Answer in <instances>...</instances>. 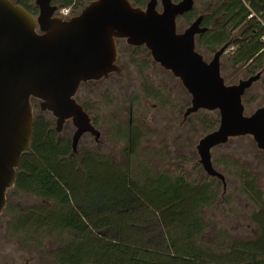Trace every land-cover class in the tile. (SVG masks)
I'll use <instances>...</instances> for the list:
<instances>
[{
    "label": "trees",
    "instance_id": "trees-1",
    "mask_svg": "<svg viewBox=\"0 0 264 264\" xmlns=\"http://www.w3.org/2000/svg\"><path fill=\"white\" fill-rule=\"evenodd\" d=\"M13 1L38 14L35 0ZM91 1L52 3L59 9H79V14ZM130 1L145 7L149 0ZM200 15L207 29L197 36L196 48L203 56L205 49L214 54L230 43L221 57L225 82L261 73L256 83L264 87V0H195L194 8L177 22L190 25ZM132 48L130 54L126 48L118 49V61L126 58L141 71L145 97L162 108L172 106L164 87L146 76L150 51L145 46ZM248 93L247 89L243 95L245 109ZM204 112L200 127L206 135L217 129L220 114ZM143 133L133 121L115 124L114 135L126 144L123 162L92 150L79 155L71 139L59 136L51 117L35 114L32 147L23 154L4 210L12 215L8 227L21 238V245L42 251L44 264H264V191L250 165L238 169L236 161H224L240 174L241 194L257 207L246 215L257 226L256 237L233 240L219 230L209 234L206 210L220 200L221 184L212 176L188 180L156 169L140 157ZM24 196L36 200L26 206L10 202ZM49 244L51 248L45 249Z\"/></svg>",
    "mask_w": 264,
    "mask_h": 264
},
{
    "label": "water",
    "instance_id": "water-1",
    "mask_svg": "<svg viewBox=\"0 0 264 264\" xmlns=\"http://www.w3.org/2000/svg\"><path fill=\"white\" fill-rule=\"evenodd\" d=\"M35 3L37 15L13 0H0V214L16 184L23 154L32 147V99L40 100L41 109L56 118L57 132L72 121L74 150L86 133L99 138L100 131L76 94L82 83L121 72L118 39L145 46L155 62L181 80L191 95L185 117L199 110L219 112V126L197 145L208 175L220 178L225 186L211 150L231 138L250 135L264 150V106L246 114L243 103V95L261 73L227 84L221 57L229 42L205 60L196 48L197 36L207 29L201 25L203 15L184 31L178 29V17L191 11L195 0H149L145 7L130 0H92L70 18L58 15L52 0Z\"/></svg>",
    "mask_w": 264,
    "mask_h": 264
},
{
    "label": "rangeland",
    "instance_id": "rangeland-1",
    "mask_svg": "<svg viewBox=\"0 0 264 264\" xmlns=\"http://www.w3.org/2000/svg\"><path fill=\"white\" fill-rule=\"evenodd\" d=\"M71 8L69 17L79 10ZM178 26L180 31H184L189 25L178 23ZM127 46L130 45L120 41L117 47L120 52V49L126 48L127 54H130L134 46L130 48ZM203 54L207 61L214 56L207 49L203 50ZM150 60V66L145 71L146 76L157 82L158 87H164L163 93L171 96L172 106L162 108L158 101L145 97L141 89L143 74L134 63L122 58L117 62L122 68L121 74L112 73L107 78L90 81L81 86L76 94V99L78 98L79 103L87 107L86 111L91 119L97 121V128L101 132L98 142L90 133L84 134L77 143L76 151L80 155L82 151L92 150L123 162L121 152L126 144L114 135V126L116 123L125 125L131 120L144 132L141 159L151 161L158 170H168L175 175H183L188 180H206L211 176L200 163L197 145L205 136L200 123L207 114L205 110H199L185 117L186 109L191 104V95L171 71L155 62L152 57ZM239 80L237 79L235 83ZM248 90L246 112L251 114L259 104L264 103V87L261 83L254 82L253 87ZM255 93L258 96L252 99ZM32 104L34 114L48 115L53 120V127H56V118L51 112L41 109L40 100L32 99ZM74 132L75 127L69 120L63 125L60 134L72 137ZM211 155L213 166L225 176V186L223 181L216 177L217 183L221 184L222 194L218 203L206 210L207 218L211 222L209 234L219 230L233 240L256 237L257 226L249 221L246 215L253 213L257 207L246 195L241 194L240 174L235 173L233 168L226 167L224 161H236L238 169L249 164L253 174L259 178L258 183L264 191V150L257 147L252 136L245 135L231 138L228 142L215 146L211 150ZM35 200L32 196H24L22 199L11 198L10 202L18 206H26ZM11 218L10 213L0 214V264L27 262L44 264L40 255L42 251L32 247L24 248L21 245V238L10 231L8 225ZM208 237L210 238L211 235ZM50 248L49 244L45 249Z\"/></svg>",
    "mask_w": 264,
    "mask_h": 264
},
{
    "label": "flooded vegetation",
    "instance_id": "flooded-vegetation-1",
    "mask_svg": "<svg viewBox=\"0 0 264 264\" xmlns=\"http://www.w3.org/2000/svg\"><path fill=\"white\" fill-rule=\"evenodd\" d=\"M176 1H179V0H176ZM161 8H162V7H161V4H159V9H161ZM59 10H60V9H59ZM58 13H59V11H58ZM77 14H78V12L73 13V14L70 15V17L73 16V15H77ZM70 17H67V18H70ZM181 32H182V31H181ZM118 40H119V42H120V41H125L124 39H118ZM125 42H126V41H125ZM126 43H127V42H126ZM127 44H128V43H127ZM128 45H129V44H128ZM130 46H132V45H130ZM224 54H225V53H224ZM224 54H223V55H224ZM117 61H118V58H117ZM120 68H121V67H120ZM121 72H122V68H121ZM121 72H120V73H121ZM120 73H119V74H120ZM68 121H69V120H68ZM93 121H94V120L92 119V122H93ZM66 122H67V121H66ZM66 122H65V123H66ZM130 122H131V120H130ZM65 123H64V125H65ZM93 124H94L95 127L97 128V124H95V122H93ZM55 128H56V127H55ZM97 129H98V128H97ZM56 131H57V129H56ZM61 131H62V130H61ZM61 131H60V132H57V133L59 134V136L64 137V138H68V139H71V140H72L74 134L72 135V137L64 136V135H61V134H60ZM100 136H101V132H100ZM100 136H99V138H98L97 140H96L95 137H94V140H95L96 142H98V141L100 140ZM74 151H76V150H74ZM26 264H29V263L27 262Z\"/></svg>",
    "mask_w": 264,
    "mask_h": 264
},
{
    "label": "built area",
    "instance_id": "built-area-1",
    "mask_svg": "<svg viewBox=\"0 0 264 264\" xmlns=\"http://www.w3.org/2000/svg\"><path fill=\"white\" fill-rule=\"evenodd\" d=\"M70 8L71 7H65V8H62L60 9V16L64 17V18H67L69 17V13H70ZM72 9V8H71ZM263 40H264V37H263Z\"/></svg>",
    "mask_w": 264,
    "mask_h": 264
}]
</instances>
